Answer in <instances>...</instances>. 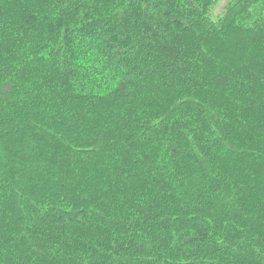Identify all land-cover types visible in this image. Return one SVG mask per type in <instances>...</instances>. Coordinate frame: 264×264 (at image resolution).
Instances as JSON below:
<instances>
[{
	"label": "trees",
	"instance_id": "1",
	"mask_svg": "<svg viewBox=\"0 0 264 264\" xmlns=\"http://www.w3.org/2000/svg\"><path fill=\"white\" fill-rule=\"evenodd\" d=\"M0 0V264H264V0Z\"/></svg>",
	"mask_w": 264,
	"mask_h": 264
},
{
	"label": "rangeland",
	"instance_id": "2",
	"mask_svg": "<svg viewBox=\"0 0 264 264\" xmlns=\"http://www.w3.org/2000/svg\"><path fill=\"white\" fill-rule=\"evenodd\" d=\"M222 2L218 5L216 11L219 12L222 8V6L228 1V0H221Z\"/></svg>",
	"mask_w": 264,
	"mask_h": 264
}]
</instances>
